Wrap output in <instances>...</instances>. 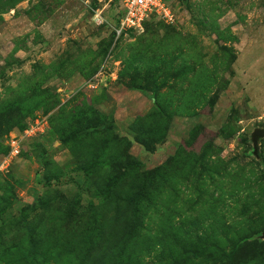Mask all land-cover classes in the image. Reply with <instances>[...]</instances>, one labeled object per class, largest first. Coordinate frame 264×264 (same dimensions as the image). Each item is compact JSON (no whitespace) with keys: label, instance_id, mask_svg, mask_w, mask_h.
<instances>
[{"label":"rangeland","instance_id":"obj_1","mask_svg":"<svg viewBox=\"0 0 264 264\" xmlns=\"http://www.w3.org/2000/svg\"><path fill=\"white\" fill-rule=\"evenodd\" d=\"M168 3L0 0V264H264V0Z\"/></svg>","mask_w":264,"mask_h":264},{"label":"built area","instance_id":"obj_2","mask_svg":"<svg viewBox=\"0 0 264 264\" xmlns=\"http://www.w3.org/2000/svg\"><path fill=\"white\" fill-rule=\"evenodd\" d=\"M120 4L121 13L114 29L117 37H120L130 31L142 30L145 27V23L153 17L165 21H169L173 18V14L167 0H120ZM39 119L40 118L37 119V121H39L38 125L34 122L32 125L30 124L24 132H29V130L37 131V128L40 126L42 121L44 124L46 123V120H41L40 122ZM39 130L41 131L37 132V136L44 134L43 129ZM20 142L22 145L23 140L21 141L19 138L18 147L20 146ZM10 149L13 155L18 152L21 154L17 147L10 145Z\"/></svg>","mask_w":264,"mask_h":264},{"label":"water","instance_id":"obj_3","mask_svg":"<svg viewBox=\"0 0 264 264\" xmlns=\"http://www.w3.org/2000/svg\"><path fill=\"white\" fill-rule=\"evenodd\" d=\"M264 137V128H257L253 135V143H254V154L257 155L258 153V148H259V139Z\"/></svg>","mask_w":264,"mask_h":264},{"label":"trees","instance_id":"obj_4","mask_svg":"<svg viewBox=\"0 0 264 264\" xmlns=\"http://www.w3.org/2000/svg\"><path fill=\"white\" fill-rule=\"evenodd\" d=\"M168 1V0H167ZM147 23H145V25H146ZM131 32H133V31H131ZM29 126V125H28ZM28 126H25L24 128H22L21 130H24V129H26Z\"/></svg>","mask_w":264,"mask_h":264}]
</instances>
